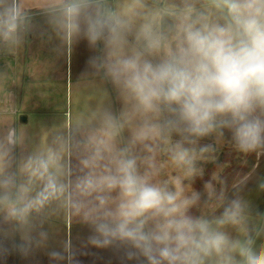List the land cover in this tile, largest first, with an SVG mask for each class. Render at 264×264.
Wrapping results in <instances>:
<instances>
[{
  "label": "clouds",
  "instance_id": "clouds-1",
  "mask_svg": "<svg viewBox=\"0 0 264 264\" xmlns=\"http://www.w3.org/2000/svg\"><path fill=\"white\" fill-rule=\"evenodd\" d=\"M30 37L66 55L86 42L92 91L38 136L0 124V256L8 240L24 257L47 249L59 221L88 234L77 248L68 231L54 264L93 249L264 264V212L246 194L253 179L264 193V0H0V52ZM224 151L257 163L230 185Z\"/></svg>",
  "mask_w": 264,
  "mask_h": 264
},
{
  "label": "crops",
  "instance_id": "crops-1",
  "mask_svg": "<svg viewBox=\"0 0 264 264\" xmlns=\"http://www.w3.org/2000/svg\"><path fill=\"white\" fill-rule=\"evenodd\" d=\"M36 19L43 25L41 17L37 16ZM57 43L55 40L48 42L46 39L30 37L15 54L0 52V70L7 71L9 75L5 91L0 92V124L14 123L17 126H24L28 124L31 115H34L39 118V126L34 134L38 136L43 126H50L64 118L67 113L66 92L72 84L80 88V85L87 83L81 79L83 72L80 73V70L86 67V59L92 53L84 41L74 47V54L78 57L74 56L76 77L71 79L73 50L68 55L57 54L52 50ZM24 115L27 117L25 120L22 119ZM263 158L259 159L258 165ZM254 162L257 163L256 158ZM254 162L250 163V167ZM254 186L253 179L248 187ZM254 199V205L264 212V197ZM73 229H78V232L74 233V246L79 248L81 240L88 234V228L81 225L77 227L74 224ZM6 243L11 249L10 243L8 241ZM78 258L81 264H120L118 255L111 250L93 249Z\"/></svg>",
  "mask_w": 264,
  "mask_h": 264
},
{
  "label": "rangeland",
  "instance_id": "rangeland-1",
  "mask_svg": "<svg viewBox=\"0 0 264 264\" xmlns=\"http://www.w3.org/2000/svg\"><path fill=\"white\" fill-rule=\"evenodd\" d=\"M74 56H76L74 54V50H73V70H72V74H71V79H74V77H76V73L74 72V67H76V60L74 61ZM78 57V55L76 56ZM87 60V59H86ZM83 62V60H81ZM84 63V62H83ZM85 68L82 67L80 70L81 72H84ZM66 90V89H65ZM92 91L91 87L85 83L83 85H80V88L78 86H69L67 92H66V97H65V102H66V109L68 110L69 107H71L73 110H75L79 103ZM26 116L24 115V118ZM27 118V117H26ZM20 120V117H19ZM24 126H26L29 130V133L31 135H34L38 126H39V118L34 117V115H31L30 120L28 122V124H25ZM254 158L255 156H251L248 158V164L245 166L241 163L240 160H238L237 158H235V155H229L227 153V151H224L221 153L220 155V160L221 161H225V160H230L231 161V167L227 170L229 175V183L231 185V181H232V177L233 175H237L240 172H247L248 170H250V163L253 161L254 162ZM255 164V162H254ZM253 165V164H252ZM259 168V169H258ZM258 170L257 171V175L260 176H264V158L261 161V163L258 166ZM213 169L212 165H208L207 166V170H206V175H205V179H208L209 174L211 173ZM195 187L197 189H202V181L197 180ZM249 188V187H248ZM249 189H251V192H246L247 195H249L251 197V199L253 200V202L255 201V197H264V193H257L255 190V186L254 187H250ZM77 227H79L80 225H76ZM47 227V226H46ZM74 225H72L70 222L67 224H64L62 222H55L52 227L50 228V232H51V239L49 241V245L47 249H42V250H37L34 254L28 256V257H24L21 254H19L17 251L12 250V240H8V242L10 243V247L11 249H9L8 244L5 242V244L7 245V248L10 250L8 251L7 255L4 256H0V264H54V262H50L49 257L47 255V251L51 248H56L59 249L61 247L62 242L64 241V239L66 238V235L68 233V231L71 232V238H72V242L73 245L75 244V235L74 233H76V231L78 232V229L74 230ZM67 230V231H66ZM81 230V229H80ZM83 232V231H81ZM15 242L19 243V236L17 235L15 237Z\"/></svg>",
  "mask_w": 264,
  "mask_h": 264
},
{
  "label": "water",
  "instance_id": "water-1",
  "mask_svg": "<svg viewBox=\"0 0 264 264\" xmlns=\"http://www.w3.org/2000/svg\"><path fill=\"white\" fill-rule=\"evenodd\" d=\"M22 119H24V120H25V118H22Z\"/></svg>",
  "mask_w": 264,
  "mask_h": 264
},
{
  "label": "trees",
  "instance_id": "trees-1",
  "mask_svg": "<svg viewBox=\"0 0 264 264\" xmlns=\"http://www.w3.org/2000/svg\"><path fill=\"white\" fill-rule=\"evenodd\" d=\"M6 245V244H5ZM6 247H7V245H6Z\"/></svg>",
  "mask_w": 264,
  "mask_h": 264
}]
</instances>
